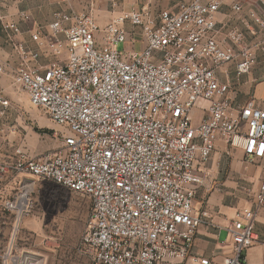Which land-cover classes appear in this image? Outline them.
<instances>
[{
  "label": "built area",
  "instance_id": "1",
  "mask_svg": "<svg viewBox=\"0 0 264 264\" xmlns=\"http://www.w3.org/2000/svg\"><path fill=\"white\" fill-rule=\"evenodd\" d=\"M108 1L116 7L120 0ZM220 3L130 8L103 24L91 11H55L48 32L32 33L35 47L16 38V21L3 24L18 63L13 68L0 56V77L14 78L62 137L59 150L37 158L22 143L10 152V101L0 93V154L9 151L0 159V209L16 229L32 207L26 177L43 178L91 198L82 237L90 264H185L190 257L194 264H250L264 180L255 204L237 211L228 228L223 259L189 256L207 223L193 202L217 141L240 148L247 162L264 157V106L254 98L237 104L221 80L228 64L240 77L259 52L264 60V17L247 10L258 26L247 41L240 28L217 20ZM232 8L241 13L246 6ZM136 36L141 51H119ZM44 55L51 60L42 63ZM17 176L24 177L8 197L5 187Z\"/></svg>",
  "mask_w": 264,
  "mask_h": 264
},
{
  "label": "rangeland",
  "instance_id": "2",
  "mask_svg": "<svg viewBox=\"0 0 264 264\" xmlns=\"http://www.w3.org/2000/svg\"><path fill=\"white\" fill-rule=\"evenodd\" d=\"M49 1L29 6L40 16V19L52 16L55 11H91L101 22L102 19L112 17L123 8L132 5L148 6L152 11L158 12L164 2L163 0H120L115 7L108 0ZM11 6L9 3L0 4V10L9 14ZM1 36L11 46L4 31ZM142 45L141 37L136 36L133 46L120 43L118 49L124 52L133 47L139 52ZM9 58L15 68L18 63L17 53L11 52ZM1 92L10 101L4 122L10 143L7 149L10 152L21 143L29 154L36 158L60 149L61 127L41 108L30 103L27 94L14 78L9 77L5 80L4 76L0 77ZM9 151H1L0 159ZM23 177L17 176L11 180V183L5 187L6 196L11 197L16 192ZM26 179L33 185L30 196L32 207L17 229L13 224V216L0 209V264H90V257L85 252L82 237L88 226L91 198L43 178L28 176ZM247 198L251 197L247 196Z\"/></svg>",
  "mask_w": 264,
  "mask_h": 264
},
{
  "label": "crops",
  "instance_id": "3",
  "mask_svg": "<svg viewBox=\"0 0 264 264\" xmlns=\"http://www.w3.org/2000/svg\"><path fill=\"white\" fill-rule=\"evenodd\" d=\"M151 1V0H149ZM161 9H176L178 4L187 0H163ZM49 0H0V4L9 3L11 11L8 13L0 10V54L3 59L9 58L13 49L2 39L3 24L16 21L20 26L18 40L35 47L31 35L42 28L49 31L52 16H40L31 8L30 4L47 3ZM236 2L246 6L241 13H236L232 5ZM139 6L132 5L137 8ZM160 9V10H161ZM248 9H253L264 17V5L259 0H221L217 20L227 27H238L245 34L247 41H253L258 32V26L249 17ZM68 12V11H66ZM24 14L27 16L25 17ZM111 18L102 19L101 23ZM30 32L31 35H30ZM132 46V40L127 42ZM51 57L42 56L41 62L46 63ZM13 66V65H12ZM226 72L221 75V80L229 82L232 86V96L237 104H244L247 99L254 98L264 106V60L262 53H258V62L251 72L237 76L235 66H225ZM10 76L4 75L7 80ZM264 180V157L247 162L240 148L230 149L224 140L217 141V148L205 169L204 184L197 186L193 207L197 214H202L207 223L203 224L196 234L193 247L189 256L213 258L216 261L223 259L230 251L228 228L236 217L237 211L243 207L252 206L256 202V194ZM247 196L251 198L248 199ZM255 237L253 245L247 250V259L250 264H264V207L256 211ZM185 264H194L191 257Z\"/></svg>",
  "mask_w": 264,
  "mask_h": 264
}]
</instances>
